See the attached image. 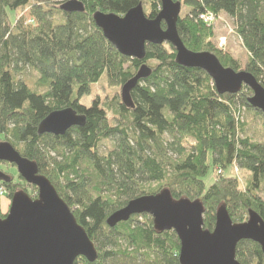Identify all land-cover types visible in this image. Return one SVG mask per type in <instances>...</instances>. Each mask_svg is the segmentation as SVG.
Returning a JSON list of instances; mask_svg holds the SVG:
<instances>
[{
	"label": "trees",
	"instance_id": "trees-1",
	"mask_svg": "<svg viewBox=\"0 0 264 264\" xmlns=\"http://www.w3.org/2000/svg\"><path fill=\"white\" fill-rule=\"evenodd\" d=\"M67 1L72 0H0V142L36 163L94 244L97 260L78 258L74 264H180L177 236L156 232L150 216L107 225L109 216L131 200L164 189L174 200L202 202L203 230L213 229L221 205L233 223L246 222L249 211L264 221V138L256 142L248 137L242 119V110L248 109L264 121V114L247 103L251 89L218 94L205 72L175 63L170 44H147L142 61L124 57L92 20L95 12L124 16L138 4L153 19L160 11L159 0H76L84 12L74 13L59 9ZM173 2L189 9L177 21L185 47L209 52L223 67L238 72L239 62L211 42L215 22L206 25L199 16L217 19L224 13L232 19L248 56L243 71L264 88V0ZM24 9L27 16L10 21L9 12ZM142 65L152 74L138 81L130 93L132 104L126 106L122 86ZM28 69L38 76L34 89L19 79ZM104 76L108 86L120 88V95L84 104ZM66 108L84 116V125L63 136L37 134L48 114ZM109 115L117 121L114 126ZM108 140L113 149L101 153V143ZM235 166L249 173L245 185L228 173ZM210 171L219 174L206 188ZM5 174L11 182H0L6 190L3 197L10 200L20 190L37 196L36 188L18 174ZM4 216L0 211V218ZM236 260L264 264L260 247L251 241L237 244Z\"/></svg>",
	"mask_w": 264,
	"mask_h": 264
},
{
	"label": "water",
	"instance_id": "water-1",
	"mask_svg": "<svg viewBox=\"0 0 264 264\" xmlns=\"http://www.w3.org/2000/svg\"><path fill=\"white\" fill-rule=\"evenodd\" d=\"M159 1L160 11L153 19L147 18L142 4H138L124 16L95 12L92 20L120 55L142 61L147 44H170L177 65L205 72L220 95L237 94L243 86L248 87L253 95L247 103L264 114L263 86L247 72L223 67L208 52L188 50L177 32L181 3ZM59 9L66 13L84 12L83 4L76 0L63 3ZM151 74L152 70L142 65L122 86L123 104L131 106L132 89ZM84 123L85 117L72 108L53 111L38 124L37 134L63 136L70 128ZM0 163L13 165L22 181L37 190L35 198L23 190L15 192L7 213L0 218V264H74L78 258L94 263L98 258L94 244L53 185L39 174L36 163L23 158L10 143L2 141ZM0 182H11L1 170ZM204 212L200 200H174L170 191L164 189L156 195L131 200L109 216L107 225L114 227L134 215L150 216L156 232L173 231L177 236L180 264H240L236 260V247L241 241L257 244L264 256V221L257 213L249 211L246 222L233 223L225 205H221L215 213L214 227L209 231L203 230Z\"/></svg>",
	"mask_w": 264,
	"mask_h": 264
},
{
	"label": "rangeland",
	"instance_id": "rangeland-1",
	"mask_svg": "<svg viewBox=\"0 0 264 264\" xmlns=\"http://www.w3.org/2000/svg\"><path fill=\"white\" fill-rule=\"evenodd\" d=\"M181 12L184 13L182 16L187 14L189 12L188 8L181 7ZM180 12V13H181ZM28 9H24L22 11L17 12L14 14V12H9V18L11 22H15L16 18H19L20 16H27ZM56 18L58 20L62 19V16L60 14L56 15ZM212 31H213V38L211 42L215 46V49L217 51H221L222 53H227L230 56H232L234 59H236L239 62L240 69L238 72L244 70V66L247 61V52L242 46L240 38L237 36L235 32V26L234 21L230 19L226 14L220 13L218 18L216 19L215 23L212 25ZM37 74L28 69L22 74L19 79L24 80L31 88L34 89V83L37 80ZM119 93L120 95V88H113L107 85L106 77L104 76L97 84H95L90 92V95L85 96L83 103L88 105L89 102L94 98H100L101 101H104L105 99H112L113 96H116ZM109 122L112 126L115 125L117 122L114 119V116H108ZM242 119L246 123V134L248 137H250L253 141L259 142L262 141L264 138V121L262 120V117L258 114H256L255 111L243 109L242 110ZM168 141H170L169 138H167ZM113 149V143L112 141H103L100 145L99 151L101 153L103 152H109ZM0 170L4 173H11L14 177L17 175L16 169L10 168L8 165L1 164ZM230 175H232L233 178H236L238 181H240L241 185H245L247 179L249 178V173L245 172L238 167L235 166V168H231L230 171H228ZM10 174V175H11ZM216 174H219V172H213L210 171L206 179L204 180L206 188H208L216 178ZM17 180V179H15ZM92 184V182H91ZM90 185L87 186V189ZM244 187V186H243ZM28 193H30V190H28ZM27 193V194H28ZM10 205V200L1 197L0 196V211L3 214H6L8 211ZM136 216V215H134ZM132 218V217H131ZM129 221V220H128ZM140 221H142L140 219Z\"/></svg>",
	"mask_w": 264,
	"mask_h": 264
},
{
	"label": "built area",
	"instance_id": "built-area-1",
	"mask_svg": "<svg viewBox=\"0 0 264 264\" xmlns=\"http://www.w3.org/2000/svg\"><path fill=\"white\" fill-rule=\"evenodd\" d=\"M199 20L202 21L206 25H211L215 22L216 17H214L212 14H201L199 16ZM6 193V190L2 188L0 185V196L3 197Z\"/></svg>",
	"mask_w": 264,
	"mask_h": 264
},
{
	"label": "bare ground",
	"instance_id": "bare-ground-1",
	"mask_svg": "<svg viewBox=\"0 0 264 264\" xmlns=\"http://www.w3.org/2000/svg\"><path fill=\"white\" fill-rule=\"evenodd\" d=\"M180 16V15H179ZM209 53V52H208ZM243 72H245V71H243ZM260 112V111H259Z\"/></svg>",
	"mask_w": 264,
	"mask_h": 264
},
{
	"label": "flooded vegetation",
	"instance_id": "flooded-vegetation-1",
	"mask_svg": "<svg viewBox=\"0 0 264 264\" xmlns=\"http://www.w3.org/2000/svg\"><path fill=\"white\" fill-rule=\"evenodd\" d=\"M164 232H166V231H164ZM162 233V232H161Z\"/></svg>",
	"mask_w": 264,
	"mask_h": 264
}]
</instances>
